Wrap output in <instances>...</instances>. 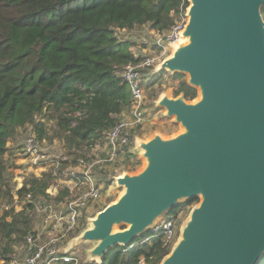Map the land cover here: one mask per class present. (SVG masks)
Returning <instances> with one entry per match:
<instances>
[{
	"label": "water",
	"instance_id": "obj_1",
	"mask_svg": "<svg viewBox=\"0 0 264 264\" xmlns=\"http://www.w3.org/2000/svg\"><path fill=\"white\" fill-rule=\"evenodd\" d=\"M263 6L264 0H188L182 41L155 70L186 75L197 98L157 99L181 132L137 140L143 167L115 178L120 195L73 239L72 248L93 244L88 261L132 248L195 199L159 264H257L264 255Z\"/></svg>",
	"mask_w": 264,
	"mask_h": 264
},
{
	"label": "trees",
	"instance_id": "obj_2",
	"mask_svg": "<svg viewBox=\"0 0 264 264\" xmlns=\"http://www.w3.org/2000/svg\"><path fill=\"white\" fill-rule=\"evenodd\" d=\"M187 7L188 0H0V197L14 202L4 156L19 129L32 127L30 134L39 142L59 139L68 151L104 141L130 107L129 88L121 74L126 66L143 61L130 41L117 37V31L148 26L157 34L166 33L180 8ZM261 12L264 20V6ZM152 75L149 88H153ZM173 77L179 82L172 96L195 100L197 92L180 80L183 76ZM163 92L158 84L149 97L156 102ZM45 110L56 121L52 137L36 121ZM136 138L131 131L123 153L131 156L128 152ZM53 179L52 172L32 176L14 194L20 200L30 194L31 199L19 212L9 209L0 217V260H10L14 248L34 235L28 212L34 211L37 201L59 203L67 197L64 188L49 198L46 190ZM188 204H180L170 214ZM149 234L135 239L132 248L109 251L101 264L160 263L169 251L159 239L141 244ZM257 264H264V255Z\"/></svg>",
	"mask_w": 264,
	"mask_h": 264
},
{
	"label": "rangeland",
	"instance_id": "obj_3",
	"mask_svg": "<svg viewBox=\"0 0 264 264\" xmlns=\"http://www.w3.org/2000/svg\"><path fill=\"white\" fill-rule=\"evenodd\" d=\"M116 34L120 39L128 40L133 44L132 51L136 56H140L142 59H144L146 57H155L158 55L156 47L153 46L157 34L150 30L148 26H139L132 30H118ZM171 52L164 59L169 57ZM163 60H161V62ZM152 70L153 72H149V74H153L151 77L153 88H149L147 86L150 77H145V81L143 83L145 110L143 112L142 124L139 125L138 128H136L137 126L133 128L135 129L134 131L137 135V138L134 140V146H136L138 139L147 141L156 133L160 134L163 138H169L181 132L180 125L174 123L172 118L165 117L164 109L157 107L156 102L149 97L152 89L155 90L158 84L161 85V88L164 91L162 94H167L169 97H173L172 93L177 88L179 81L173 77L174 74L165 72L166 74L158 77V74L160 75V73L156 72L155 67H153ZM182 76L183 77H181L180 80L186 81V75ZM52 116L53 115L51 113L45 110L43 114L36 120L45 125L47 129V135L49 137H52L56 133L54 130L56 121L52 118ZM128 117V112L125 111L124 114L119 117V119L127 120ZM32 131V127L19 129L17 138L7 143V152L4 156L7 167L5 173L6 177L8 178L6 179L13 191L12 195H14L16 191L22 186V184L30 177H42L45 173L54 171L53 168H50L49 163H45L43 165H32L29 160L24 157L21 151V144L24 138L32 133ZM41 144H43L42 148L45 153L49 155L51 159H55V161H57L56 163H58V165L56 164L57 168L54 171L56 173L54 179L50 182V186L57 185L59 187V191L66 187L68 189V195L62 202L59 203H56L53 200L50 202L47 201V203H45V201H38L41 204L45 203L50 205L52 214L58 217L59 220L50 224L46 228L43 235L40 236L41 240L43 241H40L39 243L36 242V244H43L48 241L47 239L53 236L57 237L63 232V229L66 225L65 216L67 202L75 199L84 189L87 188L86 185H75L77 182L76 179H78L79 175L84 172L87 164L93 163L95 165L92 170V174L94 184L97 188H99L100 193L99 197L96 200L89 201L81 212L79 217V228L74 232V234H77L82 229L87 228L89 225V219L93 218L107 205L115 201L120 195L122 189L116 186V177L122 176L124 173L134 174L141 170L144 165L143 159L140 158L139 152L133 148V145L130 149V152H128L132 153L131 156L123 153V148H119L116 151V156L111 157V148L105 139L102 143H96L89 149L83 148V150L71 151H68L66 149L65 143L59 139L48 140L45 138ZM80 161H82V163ZM13 199L14 202L9 203L10 201H8L5 196L0 197V217L6 211L10 210L17 213L22 209V207H24V205L28 204L25 199L20 200L15 195ZM198 203L199 199H195L184 207L187 208V213L182 216V223L187 218L192 207ZM5 207H7V209H5ZM28 214L32 220V232H38L41 229V214L36 213L35 211H30ZM6 221H10V217H7ZM123 228L124 226H121L115 228V230H121ZM143 240H145V238ZM61 243L64 247H72L73 239L66 240L64 238L61 239ZM92 246L93 244H83L73 247L72 252L77 255L81 264L85 263L86 251ZM21 251L24 254V250H20V252ZM15 255L17 256L18 253H15ZM154 262L159 264V262L155 260Z\"/></svg>",
	"mask_w": 264,
	"mask_h": 264
},
{
	"label": "built area",
	"instance_id": "obj_4",
	"mask_svg": "<svg viewBox=\"0 0 264 264\" xmlns=\"http://www.w3.org/2000/svg\"><path fill=\"white\" fill-rule=\"evenodd\" d=\"M186 9L180 8L178 14L175 16L174 25L171 29L163 34H157L154 41V47L158 51V55L153 57H146L139 65H129L123 70L121 76L127 84L130 92V107L128 109V119L116 122L114 127L105 135V140L111 148V157L116 156L117 149H121L130 145L131 131L135 126L138 128L142 124L144 108V89L143 83L145 77H149V70L161 63L168 54L172 51V47L181 41V33L183 32L187 23ZM143 69V70H142ZM146 71V72H145ZM35 139L33 134L26 136L21 144V151L32 165L50 164V168H57L58 163L55 159H51L45 153L41 144ZM135 147V146H134ZM82 163V161H80ZM57 164V165H56ZM94 164H87L84 172L76 179V184L86 185L80 195L66 204V225L63 232L48 239L43 244H36L37 232H32L26 237L24 246L15 247L13 255L10 260H0V264H81L77 255H75L71 246H63L61 239H74V232L79 228V217L87 203L91 200H96L99 197V188L94 184L92 170ZM52 172L53 177L56 172ZM66 188V187H64ZM67 189V188H66ZM63 190V189H62ZM68 190V189H67ZM59 191V187L49 186L46 194L53 199ZM31 195L25 197L26 201H30ZM50 202V201H48ZM47 203V202H45ZM45 203H35L34 211L42 215V224L46 227L57 222L59 219L51 212V206ZM185 207V206H184ZM182 207L176 214H168L160 219L150 234L141 242V244H151L154 240L159 239L162 243V248L170 251L175 244L179 229L182 223V216L187 213V208ZM7 209V207H5ZM36 234V235H35ZM20 250H24L23 252ZM20 252V253H19ZM15 253H18L16 256ZM84 264H101L94 261L85 260Z\"/></svg>",
	"mask_w": 264,
	"mask_h": 264
},
{
	"label": "crops",
	"instance_id": "obj_5",
	"mask_svg": "<svg viewBox=\"0 0 264 264\" xmlns=\"http://www.w3.org/2000/svg\"><path fill=\"white\" fill-rule=\"evenodd\" d=\"M134 149H135V147H133ZM13 197H14V195H13ZM41 217H42V215H41ZM48 226H44L43 224H42V221H41V229L37 232V235L35 236L36 237V242H40V241H43V240H41V238H40V236L41 235H43V233H44V231L46 230V228H47ZM48 240V239H47ZM42 243V242H41ZM15 250H17L16 248H15ZM85 258H86V255H85ZM87 259V258H86Z\"/></svg>",
	"mask_w": 264,
	"mask_h": 264
},
{
	"label": "bare ground",
	"instance_id": "obj_6",
	"mask_svg": "<svg viewBox=\"0 0 264 264\" xmlns=\"http://www.w3.org/2000/svg\"><path fill=\"white\" fill-rule=\"evenodd\" d=\"M181 41H182V39H181Z\"/></svg>",
	"mask_w": 264,
	"mask_h": 264
}]
</instances>
